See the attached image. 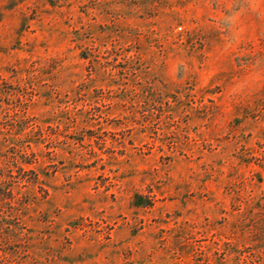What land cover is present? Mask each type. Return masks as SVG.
<instances>
[{
  "label": "rangeland",
  "instance_id": "rangeland-1",
  "mask_svg": "<svg viewBox=\"0 0 264 264\" xmlns=\"http://www.w3.org/2000/svg\"><path fill=\"white\" fill-rule=\"evenodd\" d=\"M0 264H264V0H0Z\"/></svg>",
  "mask_w": 264,
  "mask_h": 264
},
{
  "label": "trees",
  "instance_id": "trees-1",
  "mask_svg": "<svg viewBox=\"0 0 264 264\" xmlns=\"http://www.w3.org/2000/svg\"><path fill=\"white\" fill-rule=\"evenodd\" d=\"M136 200H137V206H139V207H148L149 206L148 203H143L144 201H143L142 197H137Z\"/></svg>",
  "mask_w": 264,
  "mask_h": 264
}]
</instances>
